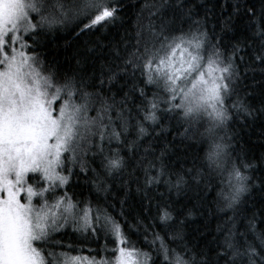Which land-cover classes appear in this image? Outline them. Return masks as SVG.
Returning a JSON list of instances; mask_svg holds the SVG:
<instances>
[{"label":"snow or ice","instance_id":"1","mask_svg":"<svg viewBox=\"0 0 264 264\" xmlns=\"http://www.w3.org/2000/svg\"><path fill=\"white\" fill-rule=\"evenodd\" d=\"M117 23L119 40L86 41L68 70L36 51ZM237 122L258 123L264 148V0H0V264H264V199L245 207L264 197V151L239 144ZM153 133L200 145L191 166L157 156ZM159 185L215 193L213 246H189L171 204L151 215ZM68 229L95 255L72 254Z\"/></svg>","mask_w":264,"mask_h":264},{"label":"trees","instance_id":"2","mask_svg":"<svg viewBox=\"0 0 264 264\" xmlns=\"http://www.w3.org/2000/svg\"><path fill=\"white\" fill-rule=\"evenodd\" d=\"M129 7H131V5H129ZM128 15H132V11H129ZM89 32L91 33L90 35L75 37L71 31V27H69L67 30L60 31L57 35L50 36L48 41H46L48 46L44 49H36V51L42 53V57L45 58L46 63L53 62V58H55V61L58 62L60 67L68 70L75 66V60L71 59L73 53L81 48L86 41L93 47H95L97 43L100 45H109L111 42L119 40L120 36L123 34V28L119 23L116 25L109 24L107 27L97 25L95 29L89 30ZM252 102L259 106L258 97L254 98ZM235 131L238 133L237 139L239 140V144L243 145L246 150L249 146H255L254 154L257 157L261 151H264V148L261 147V141L257 139L261 133V128L258 123L253 124L251 127H244L237 122ZM145 139L152 144L157 156L160 150L167 145L169 152L165 159L170 160L171 167L175 168L177 171L182 170L181 165L185 168L191 166V159H184L183 154L185 152L191 157L195 156L200 149V145H193L192 148L180 145L178 140L172 141V135L168 133H165L163 136H157L153 133L151 137H146ZM169 141H172V143H169ZM173 145H175V147ZM200 155L202 156L203 152H200ZM257 175H259V173H257ZM71 183L79 184V187L74 189V191L81 199L95 197L96 193L90 191L91 185L86 184L83 178L77 181L76 178L73 177ZM219 187L220 185L217 182V190H219ZM135 188L136 185L132 184L130 198L125 207V210L133 216L141 212L140 205L143 199V193H136ZM160 193H164V196L161 197ZM70 194L72 193L70 192ZM214 195V192L204 193L193 188L187 191V195L182 193L177 196L175 192L169 193L166 185H159L156 186L155 189L149 190V197L152 200L151 215L155 216L157 214V204H171L173 215L177 217V219L172 222L173 226L174 228L179 227L183 231L185 242L188 243L189 246L194 244L199 247L205 245L213 246V236L216 235V223L217 220L223 216V213L217 210V206L212 199ZM101 199H103L102 196ZM262 199H264V197L261 196L260 192L254 190L247 197L248 203L245 207L259 211L260 201ZM143 202L147 204V200ZM189 211L191 215L188 214ZM115 212H119V207L115 209ZM180 220L184 221L182 225L179 224ZM158 230L159 229H157V231ZM58 235L62 237L65 243L71 242L73 244L74 250L72 254L83 256L95 255V252L90 251V249L97 248V242L93 238H85L78 233H73L70 229H68L66 233H60ZM131 239L138 247L144 244L142 234L140 236L133 234ZM100 243L103 242L101 241ZM109 247H112L111 242H109Z\"/></svg>","mask_w":264,"mask_h":264}]
</instances>
